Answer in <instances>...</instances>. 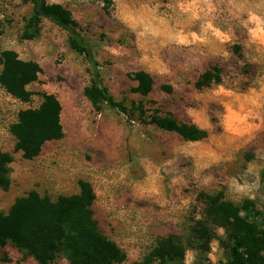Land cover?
I'll return each mask as SVG.
<instances>
[{"label": "rangeland", "instance_id": "1", "mask_svg": "<svg viewBox=\"0 0 264 264\" xmlns=\"http://www.w3.org/2000/svg\"><path fill=\"white\" fill-rule=\"evenodd\" d=\"M47 1L70 10L99 62L103 85L126 112L92 107L83 92L92 67L70 49L66 31L43 18L38 35L24 39L30 0H0V53L12 49L42 68L27 85L28 102L0 86V150L12 158L0 210L31 189L55 199L78 192V180H88L99 229L124 250L126 263L141 260L168 234L186 244L190 226L202 218L199 192L222 190L236 203L251 198L264 213V0ZM213 64L221 67V80L196 89V79ZM137 69L154 79L147 96L131 91L128 74ZM44 92L61 103L64 135L25 159L9 126L19 110L37 107ZM139 104L145 120L155 109L158 115L172 112L198 122L208 136L184 141L140 120ZM221 174L230 178L224 182ZM214 232L207 252L187 248L185 264L226 261L224 230ZM0 264L37 263L7 243ZM53 264L69 263L60 253Z\"/></svg>", "mask_w": 264, "mask_h": 264}, {"label": "trees", "instance_id": "2", "mask_svg": "<svg viewBox=\"0 0 264 264\" xmlns=\"http://www.w3.org/2000/svg\"><path fill=\"white\" fill-rule=\"evenodd\" d=\"M30 2L31 12L24 24L22 38L36 37L43 18L66 31L70 49L83 55L92 67L90 84L83 89L92 107L100 111L105 105L125 113V106L115 101L103 85L99 62L70 10L47 0ZM0 63V86L13 98L28 102L32 92L27 85L36 81L42 72L39 63L20 58L12 49L1 51ZM220 74L221 67L213 64L199 75L194 82L195 88L218 83ZM128 76L135 83L132 92L147 96L152 91L154 79L148 71L137 69ZM160 88L166 92L173 90L168 84H162ZM136 109L140 120L176 133L184 141H199L208 136L206 129L180 121L172 112L158 115L155 109L145 120L144 108L139 104ZM61 111L56 95L46 92L42 93L37 107L18 111L9 131L15 139V149L23 158L36 157L46 142L63 137ZM11 160L8 152L0 150V188L4 191L11 184L8 175ZM78 187V192L60 194L55 199L40 194L37 189L16 197L6 211L0 210V249L11 243L37 264H53L60 253L69 264H185L188 247L200 253L207 252L209 242L215 237V228H222L226 251L223 264H264V213L251 198L236 203L227 199L222 190L213 194L199 192L198 198L205 206L202 218L190 226L186 244L180 235L168 234L160 238L141 260L126 263L124 250L99 229L92 208L96 196L91 182L79 179ZM1 260L6 261V255L3 254Z\"/></svg>", "mask_w": 264, "mask_h": 264}, {"label": "crops", "instance_id": "3", "mask_svg": "<svg viewBox=\"0 0 264 264\" xmlns=\"http://www.w3.org/2000/svg\"><path fill=\"white\" fill-rule=\"evenodd\" d=\"M173 91V90H172ZM179 120V119H178ZM180 121H183V122H186V123H193L195 125H199L198 122H195L194 120L193 121H185V120H180ZM200 127V126H199ZM201 128H204V127H201ZM206 130H208L207 128H204ZM200 141V140H199ZM190 142V141H188ZM195 142V141H194ZM220 177L223 179V181H227L228 178H230L229 174H221ZM37 191L42 194V192L40 190L37 189Z\"/></svg>", "mask_w": 264, "mask_h": 264}, {"label": "built area", "instance_id": "4", "mask_svg": "<svg viewBox=\"0 0 264 264\" xmlns=\"http://www.w3.org/2000/svg\"><path fill=\"white\" fill-rule=\"evenodd\" d=\"M11 96V95H10ZM12 97V96H11ZM15 99V98H14Z\"/></svg>", "mask_w": 264, "mask_h": 264}]
</instances>
